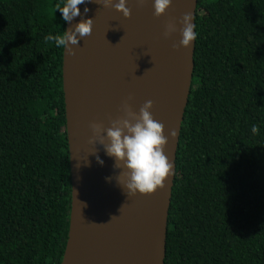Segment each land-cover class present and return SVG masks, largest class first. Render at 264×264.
<instances>
[{"label":"trees","instance_id":"16d2710c","mask_svg":"<svg viewBox=\"0 0 264 264\" xmlns=\"http://www.w3.org/2000/svg\"><path fill=\"white\" fill-rule=\"evenodd\" d=\"M57 4L0 0V264H61L66 248ZM196 31L165 264H264V0H198Z\"/></svg>","mask_w":264,"mask_h":264},{"label":"water","instance_id":"95a60500","mask_svg":"<svg viewBox=\"0 0 264 264\" xmlns=\"http://www.w3.org/2000/svg\"><path fill=\"white\" fill-rule=\"evenodd\" d=\"M103 0H89L80 21L95 24L94 36L63 54V91L70 155L71 211L61 264H165L168 217L181 128L191 94L196 41L180 45L185 13L196 25L198 0H172L160 16L154 0H128L131 15ZM170 23L176 30L167 32ZM75 52V57L71 52ZM151 100L153 117L165 126V153L173 175L154 193H128L127 171L114 167L104 146L113 121L139 113ZM135 122V121H133ZM93 124L101 126L94 132ZM175 130L176 136L171 132ZM97 156L103 159L101 165ZM110 178V179H109Z\"/></svg>","mask_w":264,"mask_h":264},{"label":"clouds","instance_id":"9594fccd","mask_svg":"<svg viewBox=\"0 0 264 264\" xmlns=\"http://www.w3.org/2000/svg\"><path fill=\"white\" fill-rule=\"evenodd\" d=\"M89 0H62V4H57L62 14L64 22L79 20L81 8H84L85 14L88 9L85 6ZM94 3V0H93ZM128 0H119L115 3V8L122 12L125 17L131 15V10L127 7ZM172 0H154L155 15L160 16L171 6ZM103 5L109 7L113 5V0H103ZM193 15L185 13L181 23L182 39L180 45L189 47L193 41H196L198 32L193 23ZM95 24L91 20L80 21L76 24L74 30L66 29L63 34H49L45 37L46 41L54 42L57 48L65 51L78 50L81 47V41L88 42L94 36ZM176 30V25L170 23L167 32ZM71 54L75 57V52ZM153 107L151 100L147 101L141 107L139 113L131 110L127 104L124 110L127 118H121L113 121L112 127L107 129V138L110 143L104 146L105 152L109 157L114 158V167H123L128 176L126 188L127 194L154 193L158 188L165 186V181L173 175V164L165 153V146L168 144V136L165 134V126L154 119L150 109ZM135 121V122H133ZM94 132H99L101 126L93 124ZM251 131L257 133L258 126H252ZM171 136L175 137L173 130ZM99 164L104 161L97 156ZM110 179V178H109Z\"/></svg>","mask_w":264,"mask_h":264}]
</instances>
